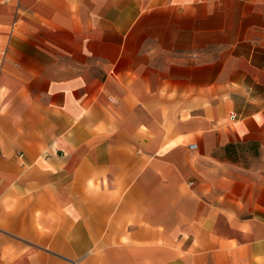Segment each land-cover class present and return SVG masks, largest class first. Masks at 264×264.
I'll return each instance as SVG.
<instances>
[{
	"label": "crops",
	"instance_id": "1",
	"mask_svg": "<svg viewBox=\"0 0 264 264\" xmlns=\"http://www.w3.org/2000/svg\"><path fill=\"white\" fill-rule=\"evenodd\" d=\"M0 264H264V0H0Z\"/></svg>",
	"mask_w": 264,
	"mask_h": 264
},
{
	"label": "rangeland",
	"instance_id": "2",
	"mask_svg": "<svg viewBox=\"0 0 264 264\" xmlns=\"http://www.w3.org/2000/svg\"><path fill=\"white\" fill-rule=\"evenodd\" d=\"M259 155H260V152L257 146L246 144V145H241L235 148V157L239 156L242 160L248 161L249 158L255 159L259 157Z\"/></svg>",
	"mask_w": 264,
	"mask_h": 264
},
{
	"label": "built area",
	"instance_id": "3",
	"mask_svg": "<svg viewBox=\"0 0 264 264\" xmlns=\"http://www.w3.org/2000/svg\"><path fill=\"white\" fill-rule=\"evenodd\" d=\"M189 148H190V149H196L197 146H196V144H192V145L189 146Z\"/></svg>",
	"mask_w": 264,
	"mask_h": 264
}]
</instances>
